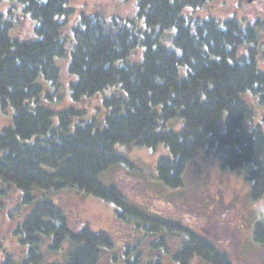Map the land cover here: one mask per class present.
Returning <instances> with one entry per match:
<instances>
[{
	"label": "trees",
	"instance_id": "trees-1",
	"mask_svg": "<svg viewBox=\"0 0 264 264\" xmlns=\"http://www.w3.org/2000/svg\"><path fill=\"white\" fill-rule=\"evenodd\" d=\"M15 1L35 21L36 35L32 40L13 37L12 25L0 15V110H13L12 126L0 131V181L8 189L15 187L22 202L32 206L13 229L18 241L29 245L22 264H46L39 254L46 239L54 251L64 243L70 246L63 263L48 264H99L101 252L113 247L107 232H94L88 224L73 230L62 208L49 197L35 198V190H74L114 204L117 219L137 218L138 211L122 191L100 180L125 161L117 145L130 151L165 144L169 155L158 159L157 178L173 189L183 186L187 166L199 150L213 148L229 171L249 165V200L264 197V132L259 126H244L255 115L245 98H264V72L253 50L245 47L257 42L256 25L183 16L185 10L203 9L213 0H138L137 13L148 32L116 20L106 22L99 15L84 16L73 29L71 96L75 101L101 96L106 115L100 122L93 118L73 123L79 112L65 109L54 124L55 112L40 102L42 83L56 85L60 80L56 60L66 56L62 30L67 21L62 18L72 10L67 0ZM171 29L176 30L172 42L178 51L160 42ZM139 47L141 60L129 62ZM241 48L245 54L238 56ZM107 90L111 93L104 97ZM176 117L182 119L180 130L167 127ZM159 224L182 230L176 222L157 219L144 227L153 231ZM184 235L173 255L177 264L196 259L232 264L201 235L189 230ZM252 240L264 245V212ZM0 252V264H17L1 241Z\"/></svg>",
	"mask_w": 264,
	"mask_h": 264
},
{
	"label": "rangeland",
	"instance_id": "rangeland-1",
	"mask_svg": "<svg viewBox=\"0 0 264 264\" xmlns=\"http://www.w3.org/2000/svg\"><path fill=\"white\" fill-rule=\"evenodd\" d=\"M138 0H67L66 7L72 12L63 17L67 22L62 33L66 42V56L57 59L60 67V80L56 85L43 82L42 105L50 108L55 115L53 123L58 121L57 113L65 109L79 112L72 118L73 123L87 122L95 118L104 120L106 108L101 96L83 98L75 101L71 96V84L75 78L69 73L68 65L73 43V29L80 25L84 16L99 15L106 22L116 20L128 27L133 26L141 32H148L144 18L137 13ZM0 15L11 25V34L20 40H32L35 21L23 6L15 0H0ZM185 17L217 21L236 20L241 26L256 25L258 35L256 43L246 45L253 50L258 68L264 72V0H213L203 9L185 10ZM175 29L165 31L160 42L177 50L172 42ZM246 48L238 51L244 55ZM178 51V50H177ZM143 47H139L128 58L129 62L140 61ZM137 55V56H136ZM181 69V75L184 72ZM111 90L103 93L109 97ZM264 95V94H263ZM252 106L255 115L244 122L247 129L259 126L264 132V98H245ZM12 108L0 110V131L12 126ZM182 119L176 117L167 123V127L180 130ZM116 151L123 156L124 162L111 167L100 176L104 184L116 185L126 196L129 206L138 211L137 218L117 219L116 206L92 196L80 194L74 190L45 192L33 191L37 199L46 197L61 207L69 226L78 230L88 224L92 231H104L113 238V247L101 252L99 264H177L173 255L185 240L184 231H191L207 239L220 252L230 258L232 264H264V245L252 240L255 223L264 212V197L257 202L249 200L250 183L247 181L249 165L234 171L224 167L221 153L213 148H201L188 164L183 177V186L168 188L158 178L156 163L161 157L169 155L165 144L155 148L132 147L130 151L122 145ZM8 189L0 181V241L7 253L17 264L25 259L28 244H22L13 235V229L32 209L30 203H23V196L15 187ZM159 218V219H158ZM157 219L176 222L182 230H168L162 224L156 230L148 231L144 226ZM153 225V224H152ZM164 237V242L161 238ZM48 239L39 246L43 262L63 263L70 249L68 243L63 249L52 250ZM1 253V252H0ZM0 254V260L2 258ZM192 264H205L196 259Z\"/></svg>",
	"mask_w": 264,
	"mask_h": 264
},
{
	"label": "water",
	"instance_id": "water-1",
	"mask_svg": "<svg viewBox=\"0 0 264 264\" xmlns=\"http://www.w3.org/2000/svg\"><path fill=\"white\" fill-rule=\"evenodd\" d=\"M252 0H249V2H251Z\"/></svg>",
	"mask_w": 264,
	"mask_h": 264
}]
</instances>
